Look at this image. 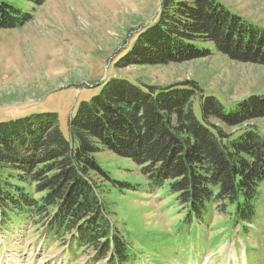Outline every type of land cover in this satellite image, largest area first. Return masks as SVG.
Segmentation results:
<instances>
[{
  "label": "trees",
  "instance_id": "obj_1",
  "mask_svg": "<svg viewBox=\"0 0 264 264\" xmlns=\"http://www.w3.org/2000/svg\"><path fill=\"white\" fill-rule=\"evenodd\" d=\"M11 1L43 2L0 0V30L31 19ZM198 42L214 44L233 60L264 66V29L221 0H161L156 19L139 32L118 66L209 55ZM101 86L70 118L68 137L53 112L0 122L3 228L23 216L47 240L67 246L73 258L92 249L98 262L110 257V264H127L131 244L111 224L104 187H136L100 166L96 157L104 151L136 164L148 193L166 189L175 196L186 210L185 227L202 228L211 206L238 223L255 221L264 183V136L252 123L264 121V96L227 107L192 82L158 87L112 77Z\"/></svg>",
  "mask_w": 264,
  "mask_h": 264
},
{
  "label": "rangeland",
  "instance_id": "obj_2",
  "mask_svg": "<svg viewBox=\"0 0 264 264\" xmlns=\"http://www.w3.org/2000/svg\"><path fill=\"white\" fill-rule=\"evenodd\" d=\"M221 1L264 29V0ZM11 2L31 19L22 27L0 30V122L53 112L68 137L70 118L80 104L112 77L158 87L192 82L227 107L264 96V66L233 60L212 43H197L209 52L203 58L119 67L139 32L156 19L161 0ZM195 111L201 118L199 105ZM252 124L264 136V121ZM96 158L113 179L136 187H104L111 224L131 244L133 255L127 264H264V183L253 223L218 215L211 206L202 228L197 223L185 227L186 210L176 197L166 189L148 193L140 168L131 160L109 151ZM13 218L18 223L6 228L0 222V264L111 262L110 257L98 262L92 249L73 258L67 246L47 240L37 227L25 224L23 216Z\"/></svg>",
  "mask_w": 264,
  "mask_h": 264
}]
</instances>
